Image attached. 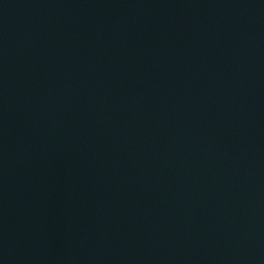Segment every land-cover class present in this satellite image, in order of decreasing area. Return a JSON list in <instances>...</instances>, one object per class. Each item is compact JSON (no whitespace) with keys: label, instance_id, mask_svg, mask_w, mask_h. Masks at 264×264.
<instances>
[{"label":"water","instance_id":"1","mask_svg":"<svg viewBox=\"0 0 264 264\" xmlns=\"http://www.w3.org/2000/svg\"><path fill=\"white\" fill-rule=\"evenodd\" d=\"M11 264H264V0H47Z\"/></svg>","mask_w":264,"mask_h":264}]
</instances>
